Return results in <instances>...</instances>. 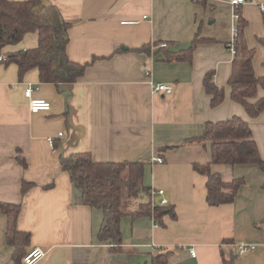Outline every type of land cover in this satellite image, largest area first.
<instances>
[{
	"label": "crops",
	"instance_id": "0c3cea01",
	"mask_svg": "<svg viewBox=\"0 0 264 264\" xmlns=\"http://www.w3.org/2000/svg\"><path fill=\"white\" fill-rule=\"evenodd\" d=\"M44 3L55 6L71 26L68 58L95 61L76 82L58 87L40 82L36 70L20 77L15 63H0V203L20 206L16 227L30 235L26 251L45 252L36 264H151L155 255L167 252V264H222L223 258L264 264V171L256 165L211 166L224 182L244 180L233 203L214 207L207 204L206 177L193 170V164L210 162V147L190 140L202 134L206 122L231 116L250 124L264 159V123H257L264 122V112L249 118L230 99L227 85L233 57L227 44L234 35L236 8L229 0ZM239 9L248 22L245 39L254 50V74L264 77L259 66L264 50L258 43L263 15L254 4ZM132 21L139 23L123 24ZM198 30L209 41L195 47L191 60H168L182 57ZM29 36L22 47L20 42L3 54L36 46L37 36ZM147 44L148 52L130 51ZM208 72L224 88V101L215 108L203 87ZM156 83L171 86L172 93H153ZM28 84L38 87L33 97L48 101L49 111L30 113L24 96ZM263 96L258 89L257 97ZM83 152L102 163L144 162V186L163 194H143L140 202L163 199L174 216H162L158 225L152 217H123L121 245L100 242L102 212L83 205L60 166L62 157ZM17 157L25 160L24 167ZM156 157L163 163H153ZM23 183L32 187L22 195ZM6 227L0 212V264H14ZM239 244L256 248L240 256L235 253Z\"/></svg>",
	"mask_w": 264,
	"mask_h": 264
},
{
	"label": "trees",
	"instance_id": "16d2710c",
	"mask_svg": "<svg viewBox=\"0 0 264 264\" xmlns=\"http://www.w3.org/2000/svg\"><path fill=\"white\" fill-rule=\"evenodd\" d=\"M239 8L236 7L235 10V33L232 41L227 44L228 48L232 46L234 49L227 85L230 99L240 105L249 118L254 119L264 112V96L257 97L258 89L264 92V77L254 74V50L248 47L245 39L248 22ZM70 27L59 10L44 3V0H0V54L6 48L18 45L26 35L37 36L36 46L3 54L6 57L4 63H15L20 77L36 70L40 82L57 87L76 82L95 58L84 64L68 58L66 48ZM205 41L209 40L201 38L198 30L185 54L182 57L168 56L171 58L168 60L190 61L195 47ZM258 43L264 50V35L258 38ZM149 47L150 44H147L130 51L148 52ZM262 64L264 66V60ZM213 75V72H208L203 77V87L211 108L224 101V88L213 82ZM190 141L203 145L208 143L210 147V162L204 165L193 164V170L206 177V200L209 206L233 203L244 183L242 178L224 182L218 173L211 171V166L256 165L264 171V159L261 158L253 139L250 124L239 116L206 122L202 134ZM16 159L25 166L24 159ZM144 165V162H96L86 152L73 153L60 159L61 169L69 175L72 184L79 190L83 205L102 212L97 238L100 242H107L110 247L121 245L120 221L123 217H152L158 225L162 216H174L173 208L159 206L155 200L139 202L130 207L131 202L150 193L149 188L143 184ZM31 187L32 184L23 183L21 194H25ZM19 211V205L0 203V212L7 222L6 244L12 249L11 260L14 264H21L22 257L30 250L26 251L30 244V235L20 232L16 227ZM170 255V252L155 255L151 264H167ZM222 264H233V261L223 258Z\"/></svg>",
	"mask_w": 264,
	"mask_h": 264
},
{
	"label": "built area",
	"instance_id": "2783aa9c",
	"mask_svg": "<svg viewBox=\"0 0 264 264\" xmlns=\"http://www.w3.org/2000/svg\"><path fill=\"white\" fill-rule=\"evenodd\" d=\"M196 2H201L202 0H194ZM229 3L232 7H240L242 5H245L247 3L254 4L260 13L264 15V2H260L259 0H229ZM143 19H146L144 17ZM139 21H132V22H123V24L126 25H137ZM234 33H235V28H234ZM234 36V35H233ZM233 39V37H232ZM232 41V40H231ZM159 48H166V44H160ZM230 54H234V49L232 46L228 48ZM6 60V57L3 54H0V63L4 62ZM149 72H146V75H148ZM151 89L153 93H163L165 95L171 94L172 93V88L171 86L161 84V83H156L151 85ZM38 87L33 86L31 84H28L25 91H24V96L28 100V108L30 113L35 114L39 112H47L51 108V104L42 99H37L33 97V92L37 91ZM59 136H62V134H59ZM51 142V140H50ZM153 163L155 164H162L163 159L160 157H156L153 159ZM163 191L161 190H150V195L151 197L154 196H162ZM154 199H152L153 202ZM159 206H166L167 202L163 199L156 201ZM256 247L254 245H246V244H239L236 246L235 253L237 255H244L245 253L254 250ZM188 252L191 257L195 256V249L193 247L188 248ZM45 255V252L41 250L40 248H31L21 259V264H36L39 262Z\"/></svg>",
	"mask_w": 264,
	"mask_h": 264
},
{
	"label": "rangeland",
	"instance_id": "374dc122",
	"mask_svg": "<svg viewBox=\"0 0 264 264\" xmlns=\"http://www.w3.org/2000/svg\"><path fill=\"white\" fill-rule=\"evenodd\" d=\"M242 16H243V14H242ZM243 17H244V16H243ZM31 35H32V34H31ZM29 38H33V36L25 37V38L23 39V41L21 42L20 47H22L23 44L26 43V40H31V39H29ZM20 50H21V49H20ZM16 51H19V50L16 49L15 52H16ZM259 66H260V71L263 72V71H264V67L262 66L261 63H260ZM257 123L263 125L264 122L261 121V122H257ZM262 149H263V148H262ZM142 198H144V195H142V196L139 198V200L131 202V203H130V207H132V206H134L135 204L139 203V202L142 200Z\"/></svg>",
	"mask_w": 264,
	"mask_h": 264
}]
</instances>
